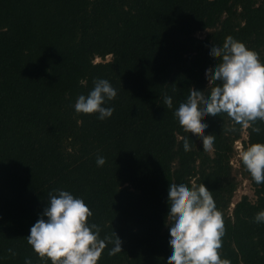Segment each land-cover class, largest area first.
Instances as JSON below:
<instances>
[{"label":"trees","instance_id":"16d2710c","mask_svg":"<svg viewBox=\"0 0 264 264\" xmlns=\"http://www.w3.org/2000/svg\"><path fill=\"white\" fill-rule=\"evenodd\" d=\"M229 35L264 62V0H0V264H51L26 237L58 188L83 198L101 238L121 239L122 252L109 255L108 244L98 264H171L165 190L181 180L212 192L224 224L221 258L264 264V223L253 222L264 183L239 160L255 199L244 195L231 208L235 143H264V123L260 133L246 127L243 140L244 127L227 114L201 117L215 137L203 150L174 116L189 87L214 86L204 69L220 57L207 42ZM96 78L117 90L104 121L73 108Z\"/></svg>","mask_w":264,"mask_h":264},{"label":"clouds","instance_id":"9594fccd","mask_svg":"<svg viewBox=\"0 0 264 264\" xmlns=\"http://www.w3.org/2000/svg\"><path fill=\"white\" fill-rule=\"evenodd\" d=\"M207 43L208 52L220 57L219 63L204 69L214 86L210 91L189 87L174 111L184 130L200 136L203 150L213 147L215 137L204 134L208 125L201 117L224 113L234 124L251 125L255 133L261 132L257 122L264 123V62L259 54L231 35L222 45ZM93 85L86 95L76 98L73 108L77 114H96L98 120L104 121L115 111L105 105L116 98L117 90L105 78L94 79ZM163 103L172 108L173 98L165 95ZM184 147H188L187 142ZM238 158L257 185L264 183V143L250 144L238 153ZM105 162L104 156H97L98 167ZM165 191L169 222L164 227L170 247L164 260L171 264H231L219 253L224 224L212 192L203 183L190 187L182 180L168 182ZM92 215L83 198L54 189L30 227L27 243L39 258H47L51 264H98L108 244L112 245L109 255L121 253V239L115 232L114 238H101L100 226L88 222ZM253 222L264 223V209L254 215ZM7 251L15 255L12 249ZM24 264H32L31 258L26 257Z\"/></svg>","mask_w":264,"mask_h":264},{"label":"rangeland","instance_id":"374dc122","mask_svg":"<svg viewBox=\"0 0 264 264\" xmlns=\"http://www.w3.org/2000/svg\"><path fill=\"white\" fill-rule=\"evenodd\" d=\"M206 33H199L198 36L199 37H204ZM108 60L111 59V56L107 58ZM101 59H96L95 62H101ZM243 140H247V132H246V127H244L243 130ZM242 146L241 142H236L235 143V149L237 151V154L235 156H233L232 160H231V164L233 167V177L237 179L239 185L238 188L235 192L234 198L232 200V205L231 208L234 207V204H236L244 195H247L248 197H250L251 199H255V195H254V189L251 185V182L243 177L241 175V173L239 172V163H238V153L241 151L239 150Z\"/></svg>","mask_w":264,"mask_h":264},{"label":"built area","instance_id":"2783aa9c","mask_svg":"<svg viewBox=\"0 0 264 264\" xmlns=\"http://www.w3.org/2000/svg\"><path fill=\"white\" fill-rule=\"evenodd\" d=\"M242 148H240L239 150H241Z\"/></svg>","mask_w":264,"mask_h":264}]
</instances>
